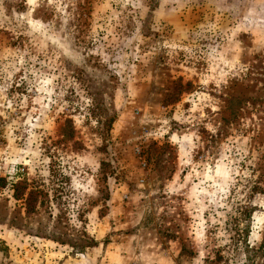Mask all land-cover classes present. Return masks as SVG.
Segmentation results:
<instances>
[{"label":"rangeland","instance_id":"374dc122","mask_svg":"<svg viewBox=\"0 0 264 264\" xmlns=\"http://www.w3.org/2000/svg\"><path fill=\"white\" fill-rule=\"evenodd\" d=\"M0 178V264H264V0H0Z\"/></svg>","mask_w":264,"mask_h":264},{"label":"trees","instance_id":"16d2710c","mask_svg":"<svg viewBox=\"0 0 264 264\" xmlns=\"http://www.w3.org/2000/svg\"><path fill=\"white\" fill-rule=\"evenodd\" d=\"M13 191L15 200L24 203V207L28 213L36 212L37 208L41 207L44 203L43 197L47 195L39 186H34V183H28L26 180L14 184Z\"/></svg>","mask_w":264,"mask_h":264}]
</instances>
